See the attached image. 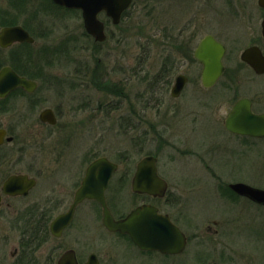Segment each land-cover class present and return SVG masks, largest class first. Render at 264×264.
Returning a JSON list of instances; mask_svg holds the SVG:
<instances>
[{"label": "rangeland", "instance_id": "374dc122", "mask_svg": "<svg viewBox=\"0 0 264 264\" xmlns=\"http://www.w3.org/2000/svg\"><path fill=\"white\" fill-rule=\"evenodd\" d=\"M49 2L0 0V29L2 22L24 25L43 55V82L34 119L17 125L19 120L13 116H0V126L17 137V144L10 148L17 151L14 159H19L20 149L27 151L25 161L13 171L40 175L39 191L28 203L53 193L67 200L71 193L72 200L87 165L100 156L119 164L112 189L124 182L117 200L123 213L137 204L130 189L137 163L146 155L157 157L170 197L178 195L181 206L197 219L179 221L188 233L207 225L214 227L213 220H219L207 216L217 212L219 197L213 183L220 177V182L244 181L264 189V140L250 139V145L243 148L221 128L237 99L258 97L256 109L264 111V77L252 78L240 60L249 46L264 49V11L257 0H135L118 26H107L104 44H95L86 34L79 11H60ZM99 18L106 22L104 15ZM172 31L179 38L183 31L178 43L170 42ZM207 35L227 50L226 74L213 89L203 88L202 67L188 55L190 45L193 52ZM13 53L0 50V63H18ZM31 53H36L34 48ZM169 53L178 61L171 78L166 70L161 74ZM182 71L190 76V83L183 95L174 99L170 89ZM228 85L232 91L227 96L220 88ZM45 108L58 113L53 127L39 122V113ZM21 203L14 201L16 208ZM69 203L61 205L59 213L66 211ZM237 208H245L242 219L222 226L231 233L229 263L264 264V209L246 203ZM11 214L0 210V264H13L11 255L18 248L19 233L7 221ZM101 218V210L90 203L80 206L71 230L60 239H50L37 253L39 259L78 248L76 241L81 236L93 239L105 233ZM80 249L81 258L90 252ZM191 255L192 244L184 255L187 263Z\"/></svg>", "mask_w": 264, "mask_h": 264}, {"label": "flooded vegetation", "instance_id": "af4514ba", "mask_svg": "<svg viewBox=\"0 0 264 264\" xmlns=\"http://www.w3.org/2000/svg\"><path fill=\"white\" fill-rule=\"evenodd\" d=\"M257 5H258V0H257ZM54 7L64 12L71 11V9L60 7L58 5ZM259 8L262 11H264L263 8L261 7ZM75 11H79V10H75ZM79 12L81 13V11ZM125 14L126 13L122 15L120 23L122 22ZM100 15H104L106 17V22L101 20L100 18L99 19L104 24L105 33L107 36L106 41H107L108 39L107 26L110 24H112L113 26H118L120 23L115 25L112 22V19L109 18L105 13H101ZM81 17H82V13H81ZM82 22H83V17H82ZM13 26L23 27L29 33V35L34 39V43L17 42L8 48H2L0 46V50L2 52H8V53L17 52L19 48L23 49L25 52L21 56H19L21 59L19 63H17L16 61L13 62L14 64H16L17 67H19L20 69L19 71L14 66H12L10 62L8 64H2V66L0 67V71L2 68L8 66L12 68V70L15 73H17L20 77L26 78L27 80L35 82L37 84L36 89L32 92L27 91L23 87H18L14 89L12 92H10L7 96L3 98L0 97V116L1 115L13 116L15 120H19V122H17L18 125V124H24L27 120L34 119L33 118L35 114L34 110L37 109L38 107L37 105L40 102L39 101L40 97L38 96L39 94L38 92L43 82L41 79L43 78L42 73L44 72L40 71L41 68H43L42 66L43 55L40 54V49H38L39 45L37 43V40L35 39V36L24 25L16 24L11 26H3L1 27V29L5 27H13ZM83 27H84V22H83ZM173 32L174 31H172L169 37L170 42L174 41L178 43L183 36V31H180V38L178 35H175ZM86 34L91 39H93L87 32ZM262 39L264 41L263 36ZM93 41L95 44H104L106 42L105 41L103 43H99V42H95L94 39ZM252 46H258L261 49L262 54L264 56V49L261 46L259 45H252ZM33 48L35 49L36 53H31ZM192 49L193 46L190 45L188 49L189 50L188 55L194 57L195 50L192 52ZM170 50L172 52V48ZM183 59L187 61V56L184 55ZM176 60L177 59L174 53H169L165 59L166 62L164 64V67L166 70V74H168V77L170 78L172 77V74L174 73V71L178 66V61ZM186 63L187 62H185V64ZM196 63H198L202 67L200 76H201V84L204 89H213L219 83V81L225 76L227 71L223 59V67H224L223 75L219 78V80L214 86L205 87L202 82L203 66L197 61ZM242 64H244V67L248 68L249 71L252 73L251 74L252 78L264 77V74H257L248 64L243 62ZM182 67L183 65L180 66V69ZM179 75H183L186 77V84L183 90L181 91L180 95L178 97H173L171 95V90L175 85L177 77ZM189 83H190V76L186 74L185 71L178 73V75L174 77L173 85L170 89V95L172 96V98L174 99L180 98L183 95L185 88L188 86ZM220 89H221L220 91H222L227 96L232 91L231 86L229 85ZM242 99L247 100L249 102L251 106V111L254 114L264 115V111H258L256 109V104L260 102L258 97L256 98L255 96H249V97L246 96L233 101L226 118L223 120V126L221 128L224 134L233 136L234 138L237 139L240 146L246 148L250 145L248 140L250 139L264 140V138H255L247 135H240L227 129L226 120L229 114L231 113L233 107L235 106V104ZM47 109L53 112L57 124L58 113L52 108L43 109L39 113L38 119L42 125L53 127L56 124L51 125L48 122H43V120L41 119V113ZM1 131L3 132V135L0 139V210L5 209V212H9V213L12 212V214L14 213L12 217H8L7 221L10 222V228L16 231L17 233H19L18 248L11 255L12 257L15 258L13 259L14 260L13 264H32L35 261L36 264H45L47 261L48 262L53 261V264H58V260L61 257V255L69 250L74 251L77 264H86L91 257H94L98 264H190L191 262L192 264H219L220 262L232 263L230 259L231 255L233 254V252L231 251L232 247L230 245L232 244L231 233H229L226 230L225 231L222 230V226L224 222H229L232 221L233 219L236 220L239 218L242 219L243 213H245V208H241L239 211L238 208L236 209V207L242 203L255 206L258 209H264L263 205L257 204L251 199L237 194L231 188V185L236 183H243L253 188H259L261 190H264L263 188L252 186L244 181H236L232 183L220 182V178H221L220 177L217 183H213L214 191L219 197L217 203L218 205L217 212L211 214L210 216H207L210 218L215 217L219 220H215V219L213 220L212 223L214 227L207 225L204 230H200V231L194 230L193 233H188L182 228L179 221L197 222V219L196 218L192 219L190 217L189 213L185 210L186 206L184 204L183 207L181 206V202H180L181 200L179 199L178 195L175 194L173 197H170L171 193H170L169 183L159 174V170H158V174L167 182V190L164 196L163 197L154 196L152 194L133 192L131 190V192L137 199V204L132 210L141 206H153L157 209L159 215L167 216L169 220L181 230L182 232L181 234H183V236L185 237L186 244L181 252L171 254L155 248H146V249L141 248L137 243H135V241L131 238V236L128 233H121L119 231L108 230L103 224V210L101 205L96 200H89V199L84 200L76 207L74 216L70 224L62 231L61 236L57 237L53 234L52 223L59 216L65 214L70 209L72 203L74 202L75 193L77 189L81 186L82 181L85 177L87 167L89 166V164H91V162H93L96 158L99 157L94 158L87 165L82 180L80 181L74 193L72 194V200H71V193H70V200L69 199L67 200L65 198L60 199L58 195L53 193L50 197L46 199H41L40 201L37 200L32 203H28L27 199H30L36 190L39 191L38 186H39L40 175L39 174L34 175L30 171L28 172H22V171L18 172L17 170L13 171V168L16 167L18 163H22L23 161H25L27 151L20 149L18 151L20 153L19 159L15 160L14 154L17 153V151H13L10 148L12 145L17 144V139H16L17 137L14 136L7 127L0 126V132ZM202 158H205V156H202ZM207 167H209V165H207ZM157 169H158V164H157ZM118 171L119 168L116 172L113 173L109 181L108 187L105 191L106 203L115 221L123 220L132 211L131 210L129 213H123L119 210L118 207L119 205L117 200H119L118 197L119 190H121V188L123 187L124 182L122 184L121 182L117 183L116 186L118 187L112 189V187L116 184L113 183V180L114 177L117 175ZM13 176H25L27 180L28 179L34 180L35 184L34 186L28 188L27 183L22 181L23 183L19 187L17 188L15 187L13 188V190H10L12 192L7 193L5 192L4 189L5 184ZM130 189H131V183H130ZM13 193H17V194H13ZM14 201L22 202L20 205L22 204L23 205L21 207L16 208L14 205ZM87 202L90 203L96 209L101 210L102 212L101 225L105 233H100L98 237L93 239H91V237L81 236V238H78L76 241V243L78 244V248L74 247V248L66 249L58 257L54 255L55 253H53L47 255L46 257H44V259H39L37 253L42 249L44 245H46L50 241V239H60L66 231L71 230V227L75 223L74 220L78 208L80 206H83ZM67 203L70 204L68 209L66 211L59 213L61 205H65ZM45 233H48L49 235H47V238L42 239ZM87 238H89L91 241H87L86 240ZM191 244H192V255L189 258V260L191 261L190 263H187L188 260L184 255L185 253H187V249ZM89 247L91 248L88 249ZM80 248H82L85 251L87 250L90 251L85 258L80 257L79 255V250H81Z\"/></svg>", "mask_w": 264, "mask_h": 264}, {"label": "water", "instance_id": "95a60500", "mask_svg": "<svg viewBox=\"0 0 264 264\" xmlns=\"http://www.w3.org/2000/svg\"><path fill=\"white\" fill-rule=\"evenodd\" d=\"M55 4L82 12L84 28L95 42L106 41L105 27L98 16L104 12L112 22L120 23L122 15L131 6L133 0H52ZM259 7L264 9V0H258ZM261 32L264 38V19L261 23ZM17 42L34 43V39L21 26L5 27L0 30V46L8 48ZM226 49L213 36H206L201 40L195 50V59L203 65L202 82L205 87H212L224 72L223 57ZM241 60L247 63L257 74H264V56L258 46L246 48L241 54ZM186 84V77L179 75L171 90L173 97H178ZM18 87L32 92L37 84L20 77L12 68L4 67L0 71V97L7 96ZM43 122L56 124L53 112L49 109L41 113ZM228 130L255 138H264V115H256L251 111L247 100L238 101L226 120ZM3 132H0V139ZM157 158L155 156L143 157L136 166L131 182L133 192L148 193L163 197L167 190V182L158 174ZM118 165L106 157L94 160L86 170L81 186L77 189L70 209L59 216L52 223L55 236H61L62 231L70 224L76 207L84 200H96L103 210V224L110 231L128 233L141 248H155L167 253H179L186 244L181 230L175 226L167 216L159 215L153 206H141L132 210L123 220L115 221L105 199V191ZM27 187L35 184L34 180H27L25 176H13L5 184V192L10 193L13 188L19 187L23 182ZM239 195L245 196L257 204L264 206V190L253 188L243 183L231 185ZM17 194V193H13ZM58 264H77L73 250L61 255ZM86 264H98L91 257Z\"/></svg>", "mask_w": 264, "mask_h": 264}, {"label": "trees", "instance_id": "16d2710c", "mask_svg": "<svg viewBox=\"0 0 264 264\" xmlns=\"http://www.w3.org/2000/svg\"><path fill=\"white\" fill-rule=\"evenodd\" d=\"M11 25H16V23L15 22H7V23H5V22H2V26H11ZM23 53H25L24 52V50L23 49H21V48H19V50L17 51V52H15V53H13L14 54V58H16L17 57V59L16 60H18L19 62H20V57L19 56H21ZM192 59H193V57H192ZM13 61H15V60H13ZM18 62V63H19ZM12 66H14L18 71L20 70L19 69V67H17L16 66V64H14V63H10ZM164 64L165 63H163V66L161 67V74H162V76H163V73H164V71H165V67H164ZM2 66V64L0 63V67ZM161 76V75H160ZM47 235H49L48 233H45L44 234V236H43V238L42 239H45V238H47ZM36 262V261H35ZM32 263V264H36V263ZM45 264H53V261H50V262H46Z\"/></svg>", "mask_w": 264, "mask_h": 264}]
</instances>
